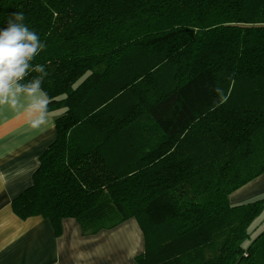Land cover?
<instances>
[{
  "label": "trees",
  "instance_id": "1",
  "mask_svg": "<svg viewBox=\"0 0 264 264\" xmlns=\"http://www.w3.org/2000/svg\"><path fill=\"white\" fill-rule=\"evenodd\" d=\"M13 13L56 137L12 212L83 236L134 219L137 264H264V194L229 204L264 173V0H0V28Z\"/></svg>",
  "mask_w": 264,
  "mask_h": 264
},
{
  "label": "crops",
  "instance_id": "2",
  "mask_svg": "<svg viewBox=\"0 0 264 264\" xmlns=\"http://www.w3.org/2000/svg\"><path fill=\"white\" fill-rule=\"evenodd\" d=\"M31 119L23 102L0 105V264H137L144 245L134 219L83 236L74 219L61 220L57 233L46 219L22 221L12 212V200L30 186L40 156L56 137L52 114L47 113V123L39 126ZM263 186L264 173L229 200L242 204L264 194Z\"/></svg>",
  "mask_w": 264,
  "mask_h": 264
},
{
  "label": "clouds",
  "instance_id": "3",
  "mask_svg": "<svg viewBox=\"0 0 264 264\" xmlns=\"http://www.w3.org/2000/svg\"><path fill=\"white\" fill-rule=\"evenodd\" d=\"M23 13H13L0 28V105L15 106L23 102L31 114L33 126L47 123V93L42 88L47 74L32 60L45 45L39 35L24 23ZM30 72L39 75L25 80Z\"/></svg>",
  "mask_w": 264,
  "mask_h": 264
},
{
  "label": "rangeland",
  "instance_id": "4",
  "mask_svg": "<svg viewBox=\"0 0 264 264\" xmlns=\"http://www.w3.org/2000/svg\"><path fill=\"white\" fill-rule=\"evenodd\" d=\"M264 187V186H263ZM247 192H249V191H243L242 193H247ZM246 199H244L243 201H242V203L244 202V204H245V201ZM229 204L230 205H233V204H231V202H230V200H229ZM264 229V212L257 218V219H255L252 223H251V225H250V227H249V232L250 233H254V232H260V230L262 231Z\"/></svg>",
  "mask_w": 264,
  "mask_h": 264
}]
</instances>
